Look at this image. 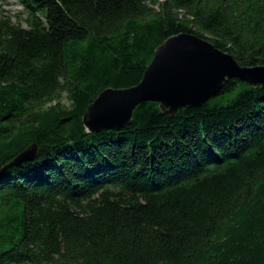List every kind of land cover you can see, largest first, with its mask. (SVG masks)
<instances>
[{"label": "trees", "instance_id": "16d2710c", "mask_svg": "<svg viewBox=\"0 0 264 264\" xmlns=\"http://www.w3.org/2000/svg\"><path fill=\"white\" fill-rule=\"evenodd\" d=\"M18 3L16 22L0 10V264H264L263 85L231 78L173 115L146 101L118 129L82 121L178 33L264 65V0Z\"/></svg>", "mask_w": 264, "mask_h": 264}, {"label": "water", "instance_id": "95a60500", "mask_svg": "<svg viewBox=\"0 0 264 264\" xmlns=\"http://www.w3.org/2000/svg\"><path fill=\"white\" fill-rule=\"evenodd\" d=\"M264 86V65L243 66L209 40L192 33L168 37L153 52L138 84L106 88L90 103L82 117L88 131L118 129L131 120L136 105L153 101L163 112L175 114L183 107L199 106L217 94L228 79ZM36 145L11 161L34 158Z\"/></svg>", "mask_w": 264, "mask_h": 264}, {"label": "rangeland", "instance_id": "374dc122", "mask_svg": "<svg viewBox=\"0 0 264 264\" xmlns=\"http://www.w3.org/2000/svg\"><path fill=\"white\" fill-rule=\"evenodd\" d=\"M0 10L6 11L7 13H9L12 16V20L13 21H18V16L20 11H21V7L18 3V0H0ZM22 24H24V22L22 21ZM62 103L64 105H68V101L66 99V97L62 96Z\"/></svg>", "mask_w": 264, "mask_h": 264}]
</instances>
